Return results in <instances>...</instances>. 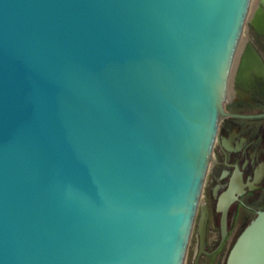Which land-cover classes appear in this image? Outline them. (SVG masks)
Segmentation results:
<instances>
[{
	"label": "water",
	"instance_id": "water-1",
	"mask_svg": "<svg viewBox=\"0 0 264 264\" xmlns=\"http://www.w3.org/2000/svg\"><path fill=\"white\" fill-rule=\"evenodd\" d=\"M250 4L0 0V264H184Z\"/></svg>",
	"mask_w": 264,
	"mask_h": 264
},
{
	"label": "flooded vegetation",
	"instance_id": "flooded-vegetation-1",
	"mask_svg": "<svg viewBox=\"0 0 264 264\" xmlns=\"http://www.w3.org/2000/svg\"><path fill=\"white\" fill-rule=\"evenodd\" d=\"M250 8L243 36L261 63L241 68L242 41L192 229L197 235L192 264H226L239 234L264 209V0H251ZM202 206L207 209L203 247L198 233Z\"/></svg>",
	"mask_w": 264,
	"mask_h": 264
},
{
	"label": "rangeland",
	"instance_id": "rangeland-1",
	"mask_svg": "<svg viewBox=\"0 0 264 264\" xmlns=\"http://www.w3.org/2000/svg\"><path fill=\"white\" fill-rule=\"evenodd\" d=\"M248 26H249V19L246 20V25H245V28H244V34H247ZM203 190H204V186H203ZM203 190H202V195H201V198H200L201 202L204 200ZM196 239H197V235H196V233L193 230V232L191 233L189 244H188V248H187L184 264H192V258H193L194 250H195V247H196Z\"/></svg>",
	"mask_w": 264,
	"mask_h": 264
},
{
	"label": "bare ground",
	"instance_id": "bare-ground-1",
	"mask_svg": "<svg viewBox=\"0 0 264 264\" xmlns=\"http://www.w3.org/2000/svg\"><path fill=\"white\" fill-rule=\"evenodd\" d=\"M246 40H247V39H244V36L242 35V37H241V39H240V42H239V45H238V46H240V43L243 41V42H242L241 53L239 54L240 56L238 57V59H240V57H241V54H242V51H243V47H244V44H245ZM238 49H239V47H238ZM238 49H237V51H238ZM236 57H237V52H236V56H235L234 59H236Z\"/></svg>",
	"mask_w": 264,
	"mask_h": 264
}]
</instances>
